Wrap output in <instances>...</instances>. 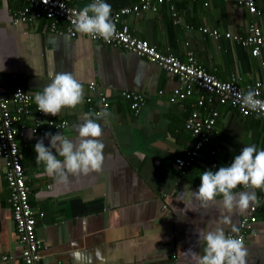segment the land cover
<instances>
[{
  "label": "crops",
  "instance_id": "crops-1",
  "mask_svg": "<svg viewBox=\"0 0 264 264\" xmlns=\"http://www.w3.org/2000/svg\"><path fill=\"white\" fill-rule=\"evenodd\" d=\"M137 0H105L111 11L130 6ZM93 0H74L81 10ZM174 0L178 23L174 24L165 5L156 13L143 12L122 19L132 36L145 40L161 53L184 60L191 54L197 66L220 81L237 77L239 84L264 79L260 63L264 62V45L254 58L249 48L223 37L246 35L252 20L236 0ZM259 15L254 23L264 40V0H254ZM27 5L22 0H0V82L9 96L17 87L30 96L29 117L22 137L16 138L28 202L35 212V234L40 241L41 264H195L189 249L203 255L201 232L213 231L225 214L230 225H221L225 234L235 233L240 218L255 205V221L244 231L247 264H264V200L261 190L238 186L234 191L254 194L259 204L243 210L226 212L219 203L207 207L189 199L187 193L200 186V175L230 166L245 146L264 150V122L250 115L240 117L235 110L216 105L218 117L210 143L194 163L179 173L172 161L182 156L190 137L183 122L191 111L196 93L180 104L168 98L178 81L171 75L124 50L90 41L84 36L71 37L57 31L64 27L59 20L13 23V17ZM216 30L213 39L199 29ZM69 72L83 85V102L75 109L64 108L53 117L42 113L41 121H65L59 131L46 127L43 134L32 135V117L36 115L34 96L42 92L57 73ZM94 83V91L87 89ZM122 91L143 95L144 105L133 115ZM161 92V94H158ZM98 94L109 101V116L99 121L104 144V161L100 172L72 176L67 184H57L45 174L44 164L36 162L37 141L46 147L45 133H60L76 142L78 126L90 105L97 104ZM10 97H7L9 99ZM216 104V103H214ZM213 104V105H214ZM95 118V117H93ZM213 151V154L210 152ZM57 159L63 160L54 149ZM183 200H178L180 193ZM4 165L0 159V264H22L14 235V223L7 202ZM222 197L218 196L217 201Z\"/></svg>",
  "mask_w": 264,
  "mask_h": 264
},
{
  "label": "built area",
  "instance_id": "built-area-1",
  "mask_svg": "<svg viewBox=\"0 0 264 264\" xmlns=\"http://www.w3.org/2000/svg\"><path fill=\"white\" fill-rule=\"evenodd\" d=\"M27 5L13 17L15 24H27L31 20L47 19L52 21L50 28L54 27L59 20L64 22V27L57 32L65 33L71 37L84 36L90 41H101L104 45L118 48L143 58L148 63L173 76L178 81V87L173 89L168 98L171 104H180L184 99L196 93V98L191 111L183 122V129L189 135L190 141L182 150V156L173 159L172 164L176 171L184 173L196 160L200 151L211 141V134L214 131L215 121L218 117L216 110L210 108L214 103L225 105L233 110L240 117L257 115L264 120V110L256 112L248 110L242 104V96L249 91L258 93L256 99L264 101V79H255L250 83L239 84L237 77H231L227 81H220L215 76L196 65L191 54H187L184 60L167 53H161L150 46L145 40L132 36L128 26L122 19L128 16H138L143 12L156 13L157 7L165 5L170 13L174 24L178 23L174 0H137L135 4L121 7L111 11V19L115 24L116 35L110 42L100 38H92L76 32L74 19L80 11L74 5V0H22ZM76 1V0H75ZM202 5L207 6L209 0H202ZM237 6L241 7L252 19L247 26L246 35H233L229 32L223 37L231 40L236 45L249 48L251 57L259 55L264 40L254 18L260 13L255 7L254 0H236ZM30 16L29 20L27 16ZM201 33L208 34L216 39V30L206 28L199 29ZM260 73L264 76V62L260 63ZM87 89L93 93L94 83L90 82ZM161 94V92H158ZM119 95L127 103L129 111L136 115L144 105V97L132 91H122ZM7 97H10L7 99ZM91 98L86 97L84 104L87 111L93 114L106 111L109 108V101L104 94H98L97 104L93 108ZM30 96L20 88H13L9 96L6 88L0 82V159L4 165V178L7 188V202L10 207L11 217L14 223V235L22 264L40 263V241L35 234V212L28 202L29 189L25 183L23 168L20 163L19 149L16 138L22 137L25 131V121L29 117L28 106ZM36 115L32 117V126L29 133L32 135L43 134L46 127L59 131L67 126L65 121L54 122L50 119L41 121L42 113L35 108ZM213 154V151L210 152ZM260 200H264V191L261 192ZM256 206L252 205L247 209L238 224L235 233L227 234L232 238H243L244 231L254 223ZM3 261L7 257L1 258ZM0 259V260H1Z\"/></svg>",
  "mask_w": 264,
  "mask_h": 264
},
{
  "label": "clouds",
  "instance_id": "clouds-1",
  "mask_svg": "<svg viewBox=\"0 0 264 264\" xmlns=\"http://www.w3.org/2000/svg\"><path fill=\"white\" fill-rule=\"evenodd\" d=\"M76 32L92 38H100L110 42L116 35L115 24L111 19V5L105 0H93L83 7L73 21ZM4 66L0 71H4ZM258 93L249 91L243 95L242 104L250 111L264 110V101L256 99ZM34 102L38 111L45 115L56 117L62 109H75L83 102V85L69 72L57 73L42 92H37ZM109 113H86L83 122L78 126L76 142L57 133H45L44 138L50 139L48 147L43 139L37 141L34 147L36 162L44 164L45 174L54 178L57 184H67L69 174L79 176L90 172H100L104 161V144L99 139L102 127L99 121L106 119ZM95 117V118H93ZM53 149L63 157L57 159ZM242 186L245 189L264 191V150H258L255 145L242 148L239 155L230 166H221L215 172L206 170L200 175V186L195 191L187 193L190 201H198L201 207L217 202L226 210L243 211L250 204H259L258 198L250 192H235ZM185 193H180L178 200H183ZM220 196L222 199L217 201ZM232 223L230 215H223L213 231L201 232L203 240V255L189 249L186 251L195 264H247L248 252L243 238L226 236L221 225ZM236 232L235 226L231 228Z\"/></svg>",
  "mask_w": 264,
  "mask_h": 264
},
{
  "label": "trees",
  "instance_id": "trees-1",
  "mask_svg": "<svg viewBox=\"0 0 264 264\" xmlns=\"http://www.w3.org/2000/svg\"><path fill=\"white\" fill-rule=\"evenodd\" d=\"M217 104H214V105H212V106H210V108H215V106H216ZM219 105V104H218ZM221 106V105H220ZM255 117H258V118H260L259 116H257V115H254ZM260 120H262L263 122H264V120L262 119V118H260ZM215 124H216V121H215ZM213 133H214V131H213ZM212 133V134H213ZM212 134H211V136H212ZM197 159V158H196Z\"/></svg>",
  "mask_w": 264,
  "mask_h": 264
}]
</instances>
